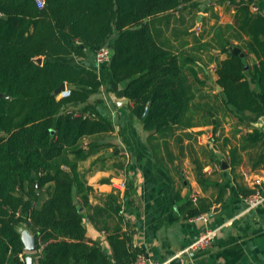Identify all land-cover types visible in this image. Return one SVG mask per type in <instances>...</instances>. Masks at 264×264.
I'll return each instance as SVG.
<instances>
[{
	"label": "trees",
	"instance_id": "1",
	"mask_svg": "<svg viewBox=\"0 0 264 264\" xmlns=\"http://www.w3.org/2000/svg\"><path fill=\"white\" fill-rule=\"evenodd\" d=\"M194 1L46 0L39 9L36 0H0V93L10 96L0 99V264H27L29 256L35 264H133L143 254L121 227L108 232L111 255L86 235L82 208L93 211L88 218L96 225L99 214L109 219L121 207L115 195L108 197L109 210L90 206L92 188L79 172V163L96 153L92 144L83 147V139L112 133L114 124L88 107L80 113L71 109L86 104L103 81L95 69L63 59L87 58L109 46L113 55L102 69L125 84L132 114L151 133L149 140L163 141L167 155L171 140L184 143L201 134L187 130L212 126L218 142L226 120L242 126L247 115L264 114V16L252 11L255 0L239 2L233 24L216 26L200 49L219 54L212 57L221 88L216 94L202 92L206 83L196 69L201 57L158 43L148 20L196 8ZM231 47L245 56L234 55ZM63 84L74 89L58 98ZM230 143L223 138V147ZM161 147L154 146V154ZM207 150L202 155L222 166ZM246 151L257 156L252 169L264 170V130L254 128L231 146L234 170ZM195 162L203 184L204 166L199 158ZM211 207L205 200H190L181 210L196 218ZM23 227L37 235L32 255L25 252Z\"/></svg>",
	"mask_w": 264,
	"mask_h": 264
},
{
	"label": "crops",
	"instance_id": "2",
	"mask_svg": "<svg viewBox=\"0 0 264 264\" xmlns=\"http://www.w3.org/2000/svg\"><path fill=\"white\" fill-rule=\"evenodd\" d=\"M241 1L246 0H197L194 1L198 3L196 8L187 6L148 22L154 34H174L167 44L157 40L163 47L176 53L198 51L200 55L196 57L204 59V52L200 50L202 45L212 38L216 26L233 24L237 4ZM253 7L257 11H253ZM252 11L264 16V0H255ZM164 19L167 25L157 22ZM188 25L191 27L189 32L198 25L202 33L213 31L207 40L182 43L180 36L185 33L176 28L182 26L186 30ZM220 59H225V56L221 55ZM63 60L82 69H95L103 81L101 89L91 93L86 104L72 106L71 109L80 113L88 107L108 117L114 124L112 133L86 137L82 141L85 149L91 144L96 149L94 155L79 163L83 180L92 188L90 206L109 210L110 195H115L121 206L119 214L112 218L106 219V214H99L95 219L96 225L88 218L93 211L82 208L87 216V237L111 255L108 232L121 227L122 232L132 236L134 247L141 249L142 255L156 264H168L178 258H181V264H264V206L249 211L244 204L245 195L240 190L253 191L252 178L264 179V170L252 169L257 156L250 151L242 153V164L235 170L228 157L231 146L237 144L235 137L239 139L254 128L264 130V114L247 115L246 122L238 126V134L227 137L231 143L226 147H223V140L214 141L212 126L198 127L187 130L201 133L193 140L185 139L184 143L171 140L170 154L167 155L163 141L149 140L151 133L146 132L141 121L132 114L133 104L125 97V84H118L107 68L96 69L94 54L87 58ZM201 64L200 59L197 70ZM210 64L215 72L216 62L212 57ZM159 145L161 149L154 154V146ZM204 148L208 152L214 151L226 163V168L202 155ZM197 158L204 166L203 184L195 175ZM246 172L252 173L250 180L245 177ZM123 182L127 184L125 190L120 188ZM44 197L47 198L46 195ZM193 197L197 198L194 203L202 199L212 204L211 212L203 214L209 218L207 223L187 218L186 211L181 210ZM77 199L81 203L80 198ZM206 230L215 232L212 245L206 250L182 256Z\"/></svg>",
	"mask_w": 264,
	"mask_h": 264
},
{
	"label": "built area",
	"instance_id": "3",
	"mask_svg": "<svg viewBox=\"0 0 264 264\" xmlns=\"http://www.w3.org/2000/svg\"><path fill=\"white\" fill-rule=\"evenodd\" d=\"M36 4L39 9H43L45 7L46 0H36ZM253 11H257V9L253 7ZM112 55H113V50L109 46L101 48L95 55L96 69H101L103 66L109 64L112 58ZM70 94H71V90L69 88H66L63 92H61L58 95V98H67L70 96ZM244 175L249 180L253 177L251 172H246ZM251 184L253 187L252 193L244 197V204L249 211L255 210L261 206H264V179L260 177H254L251 180ZM126 187H127V184L125 182H123L120 185V188L123 190H125ZM192 200L195 202L197 198L193 197ZM196 219L202 220L206 223L209 221L208 216L203 215V214L196 217ZM214 236H215L214 231L212 230L204 231L182 253V256L184 254L188 255L191 253H196L199 251L206 250L208 247L212 245ZM133 264H156V263L151 262L144 255H140Z\"/></svg>",
	"mask_w": 264,
	"mask_h": 264
},
{
	"label": "rangeland",
	"instance_id": "4",
	"mask_svg": "<svg viewBox=\"0 0 264 264\" xmlns=\"http://www.w3.org/2000/svg\"><path fill=\"white\" fill-rule=\"evenodd\" d=\"M157 22L162 23V24L167 23V21L165 19L159 20ZM170 22H171V19H170ZM192 23L195 24V21H193ZM188 27L189 28H187L186 30H184V27H182V26H178L176 28V29H178V31H180V33L181 32L185 33V34H181V36H180V40L182 43L185 42L188 44H194L197 39L207 40L208 38H210V35H211L210 32L213 31V30H209V33H207L206 31L202 33L201 27L198 25V26H195L196 29H194L192 32H189V29L191 27L189 25H188ZM155 35L157 37V40L160 43H164V44L169 43V40L172 38V36H174L173 33H162L160 35L157 32L155 33ZM175 36H177V35H175ZM182 54H184V55L194 54L195 56L200 55V53L198 51L197 52L184 51V52H182ZM210 55H213V56H210ZM218 55L219 54L217 51H211L210 53H208V52L204 53V55H203V56H205L204 59L201 57V59H202L201 63L202 64H201V66H199L200 68L198 71H199V75H200L201 79H203L206 83V87H204L202 89V92H204V93L210 92V93L216 94L217 92L220 91L216 85L217 77H216V74L214 72V68L211 67L212 65L210 64V57H217ZM249 62H251V60H249ZM202 71H205V73H203ZM197 131H202V130L198 129ZM238 131H240V130L238 129V124H237L236 120H234V119L233 120H226V123L223 125V129H222L223 137L221 138L220 141L222 142L223 138L231 137V136H233V134L234 135L238 134ZM204 139L207 140L208 138L205 137ZM235 139L238 140L237 137H235ZM209 140H210L211 144H213L212 143L213 141H211V139H209ZM76 200L78 201V199H76ZM26 231L27 232L29 231L27 229V227H23V229H21V233L26 232Z\"/></svg>",
	"mask_w": 264,
	"mask_h": 264
},
{
	"label": "water",
	"instance_id": "5",
	"mask_svg": "<svg viewBox=\"0 0 264 264\" xmlns=\"http://www.w3.org/2000/svg\"><path fill=\"white\" fill-rule=\"evenodd\" d=\"M230 51L234 54V55H238L241 54L242 57L245 56V54L241 53V50L237 47H231ZM254 62H256L255 59H253ZM37 63L42 64L43 59L39 58L36 60ZM66 88H69L70 90L74 89V86H67L66 84H63L57 91V94H60L61 92H63ZM218 89L220 90L221 88L218 87ZM0 99H5L8 100L10 99V96L8 95H4L0 93ZM223 168H226V163L223 161L222 162ZM22 239H23V243L25 245V252L32 255L34 253H36L37 251V235H31L29 232H22ZM27 264H34V260L31 256L27 257L26 259ZM182 260L181 258L178 259H174L173 261H171L168 264H181Z\"/></svg>",
	"mask_w": 264,
	"mask_h": 264
}]
</instances>
